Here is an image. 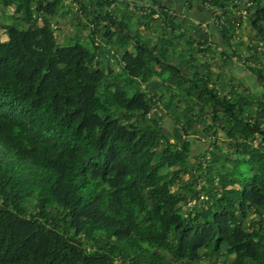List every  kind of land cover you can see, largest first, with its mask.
<instances>
[{"label":"trees","instance_id":"obj_1","mask_svg":"<svg viewBox=\"0 0 264 264\" xmlns=\"http://www.w3.org/2000/svg\"><path fill=\"white\" fill-rule=\"evenodd\" d=\"M73 1L0 0V264H264V0Z\"/></svg>","mask_w":264,"mask_h":264},{"label":"rangeland","instance_id":"obj_2","mask_svg":"<svg viewBox=\"0 0 264 264\" xmlns=\"http://www.w3.org/2000/svg\"><path fill=\"white\" fill-rule=\"evenodd\" d=\"M68 4H71V9L77 8L78 4L77 2H74L73 0H67ZM167 4L172 3L173 4V9L179 13H185L187 15H190L192 18H194L196 21L199 20V18L204 19L203 25L208 29V31L212 34V37L214 41L219 45L218 50L221 51L224 47V41L221 37V32L219 31V28L217 27L218 21L215 17V15H211L210 12H207L208 10L205 11H200L199 10V2L195 1L193 2V5L191 7H188L187 2L185 0H164ZM183 1L184 5L181 3ZM119 4L121 6H125L127 3V0H118ZM131 5H134V2H131ZM11 9L7 10V12H10ZM1 15H3L2 11L0 10ZM241 12L244 13V8H240V10H237V14L239 15ZM207 15H210L208 17ZM81 19H85L84 15H81ZM4 20V17L0 16V23L1 21ZM201 20V19H200ZM11 22V21H8ZM56 22V21H55ZM79 20L78 17L75 18V16L72 15V13H67L64 14L63 16L58 17V21L55 23L56 27V32L60 33L62 32L67 34V38L70 36L76 37V35H79V39L84 42L85 37L84 34L81 32L79 33V29L77 28ZM1 25V24H0ZM242 28V29H241ZM240 28V33L238 38L241 37L242 44H240V52L242 54H246V45L249 43V38L250 35L252 34L251 27L247 26V21L243 20L242 26ZM61 29V30H60ZM84 32V31H83ZM75 33V34H74ZM74 34V35H73ZM7 34L5 30L0 26V39H6ZM68 42L65 40H59V43H66ZM215 58V60H218L219 62H223L222 59L218 57ZM226 69L231 76L236 77L235 80L239 81L241 79L242 84L247 87L249 90H254V91H261L262 87L257 85L255 83L254 75L252 72L249 70H246L245 67L242 65L241 61H237L235 64L226 66ZM166 125L169 127L170 124L168 123L167 118L165 119ZM195 141L193 142V149L192 153L194 155L196 154H201L203 151L208 148V141L205 137L203 136H198L196 137Z\"/></svg>","mask_w":264,"mask_h":264},{"label":"crops","instance_id":"obj_3","mask_svg":"<svg viewBox=\"0 0 264 264\" xmlns=\"http://www.w3.org/2000/svg\"><path fill=\"white\" fill-rule=\"evenodd\" d=\"M180 2H181V1H180ZM181 3L184 5V2H183V1H182ZM170 5H172V7H173V4H172V3H170Z\"/></svg>","mask_w":264,"mask_h":264}]
</instances>
